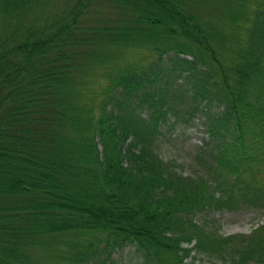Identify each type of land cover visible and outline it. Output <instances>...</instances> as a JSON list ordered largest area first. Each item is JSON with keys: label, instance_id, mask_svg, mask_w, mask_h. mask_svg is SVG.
<instances>
[{"label": "trees", "instance_id": "16d2710c", "mask_svg": "<svg viewBox=\"0 0 264 264\" xmlns=\"http://www.w3.org/2000/svg\"><path fill=\"white\" fill-rule=\"evenodd\" d=\"M197 115L183 176L155 140ZM238 207L264 208V0H0V264H264V218L193 219Z\"/></svg>", "mask_w": 264, "mask_h": 264}, {"label": "rangeland", "instance_id": "374dc122", "mask_svg": "<svg viewBox=\"0 0 264 264\" xmlns=\"http://www.w3.org/2000/svg\"><path fill=\"white\" fill-rule=\"evenodd\" d=\"M143 53H141L142 55ZM92 78V77H91ZM98 80V79H97ZM99 83L91 84L98 85ZM202 117L195 116L189 122H178L172 127L161 126V134L155 140V152L163 161H170L172 168L183 176L194 177L201 167L195 156L205 151L206 135ZM264 218V208L238 207L235 209H204L193 219L206 228H213L221 235L246 234ZM112 264H144L140 252L132 246L114 250ZM101 264V263H100ZM182 264H234L215 254L190 253Z\"/></svg>", "mask_w": 264, "mask_h": 264}]
</instances>
